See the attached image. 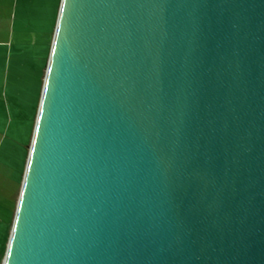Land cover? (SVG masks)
Wrapping results in <instances>:
<instances>
[{
	"label": "water",
	"instance_id": "water-1",
	"mask_svg": "<svg viewBox=\"0 0 264 264\" xmlns=\"http://www.w3.org/2000/svg\"><path fill=\"white\" fill-rule=\"evenodd\" d=\"M1 264H264V0H61Z\"/></svg>",
	"mask_w": 264,
	"mask_h": 264
},
{
	"label": "crops",
	"instance_id": "crops-1",
	"mask_svg": "<svg viewBox=\"0 0 264 264\" xmlns=\"http://www.w3.org/2000/svg\"><path fill=\"white\" fill-rule=\"evenodd\" d=\"M60 2L61 0H57L56 3L51 0H0V150H3L0 157L2 153L3 156L6 153L4 142L10 127L8 118L12 113L11 106H15L13 111H22L23 117L30 114L32 122L30 142L26 146L19 173L15 204L26 166ZM42 59L43 64L40 62ZM23 73H29L33 77L32 84H35V80L39 84L35 94L28 100L15 96L17 86L13 85V80L16 77L20 78ZM10 77L13 78L11 87ZM26 86L24 85L27 89ZM14 207L16 205H13V209ZM7 242L8 234L0 253V263Z\"/></svg>",
	"mask_w": 264,
	"mask_h": 264
},
{
	"label": "rangeland",
	"instance_id": "rangeland-1",
	"mask_svg": "<svg viewBox=\"0 0 264 264\" xmlns=\"http://www.w3.org/2000/svg\"><path fill=\"white\" fill-rule=\"evenodd\" d=\"M51 1L57 2V0ZM40 62L43 64V59ZM12 79L13 78L10 77V87L12 85ZM20 81L22 84H20ZM32 83L33 77H31L29 73H23L20 75V78H14L13 85L17 86L15 96L20 99L28 100V98L35 94L39 85L36 80L35 84ZM24 85H27V89ZM13 109H15V106L12 105V113L8 118L10 127L4 142V145H6V153L5 156H3L2 153V157H0L2 159L0 161V253L3 249L6 235L8 234L9 237L11 230L15 212V207L13 209V205H16L15 196L17 193L19 173L23 164L26 146L28 142H30V128L32 125L29 118L31 117L30 114H27V116L25 114L23 117L22 111H13ZM15 111L18 115L15 114ZM24 111L27 112L25 108ZM2 148L4 149V147ZM1 151L3 150L1 149L0 152Z\"/></svg>",
	"mask_w": 264,
	"mask_h": 264
}]
</instances>
